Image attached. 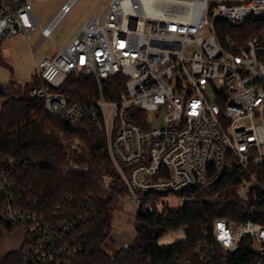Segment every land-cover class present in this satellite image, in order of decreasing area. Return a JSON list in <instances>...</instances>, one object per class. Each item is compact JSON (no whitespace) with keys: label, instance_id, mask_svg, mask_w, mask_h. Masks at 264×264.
Here are the masks:
<instances>
[{"label":"built area","instance_id":"built-area-1","mask_svg":"<svg viewBox=\"0 0 264 264\" xmlns=\"http://www.w3.org/2000/svg\"><path fill=\"white\" fill-rule=\"evenodd\" d=\"M75 1L66 0L42 26L33 0H0V38L39 30L36 46L52 38ZM104 1L66 44L35 62L31 79L38 84L29 95L43 98L46 111L71 126L88 128L87 121L105 134L109 156L129 191L119 208L132 204L137 211L146 192L160 194L152 199L159 208L188 201L236 204L245 219L215 218L214 244L200 249L207 257L216 246L234 250L247 238L261 263L264 0ZM250 18L258 26L246 37L240 26ZM74 72L94 77L96 97L74 99L59 90ZM116 74L124 78V89L107 100L102 83ZM70 171L89 167L70 163L64 172ZM101 185L106 188L105 181ZM0 193V221L28 234L24 264H65L80 251L75 231L82 215L52 223L20 208L6 172L0 173ZM186 228L175 232L182 235Z\"/></svg>","mask_w":264,"mask_h":264},{"label":"trees","instance_id":"trees-1","mask_svg":"<svg viewBox=\"0 0 264 264\" xmlns=\"http://www.w3.org/2000/svg\"><path fill=\"white\" fill-rule=\"evenodd\" d=\"M257 24V19L250 18L240 30L250 36L256 32ZM1 44L0 39V68L8 66ZM16 83L14 80L1 83L0 173L6 172L13 182L20 208L52 223L82 215L75 231L82 248L65 264H264V255L260 256L261 263H257L259 256L247 238L241 239L234 250L216 246L207 257L200 249V245L210 248L214 244L211 223L215 218L245 219L238 205L188 201L176 208H159L152 201L160 195L157 192L144 193L147 197L134 216L132 241L109 253L106 247L111 241L114 213L129 191L109 156L105 134L87 121L88 128L74 127L47 112L43 98L29 95L37 80L17 87ZM123 89L124 78L119 74L102 83L107 100L117 99ZM59 90L74 99L98 95L94 77L82 72L70 73ZM130 119L139 122L135 116ZM70 163L87 165L89 171L64 172ZM262 170L264 182V164ZM104 181L106 188L101 185ZM2 207L0 193V211ZM251 219L262 221L258 216ZM183 225L187 228L180 237L159 242L163 234L175 232ZM19 227L0 221V239ZM28 242L25 232L22 246L4 254L0 264H24Z\"/></svg>","mask_w":264,"mask_h":264},{"label":"rangeland","instance_id":"rangeland-1","mask_svg":"<svg viewBox=\"0 0 264 264\" xmlns=\"http://www.w3.org/2000/svg\"><path fill=\"white\" fill-rule=\"evenodd\" d=\"M65 2L66 0H33L41 25L45 26ZM105 4L104 0H76L53 30L52 38L43 39L36 46L40 37L39 30L28 36L20 33L10 38H0L4 59L8 64L0 68V83L14 80L17 82L15 85L17 87L29 82L35 75V62L43 55L59 50L60 46L69 41L87 17L96 8L101 10ZM1 99L0 96V101ZM122 211V206H120L114 213L111 241L106 247L109 253H113L119 245L131 242L135 235L134 220L132 217L125 216ZM25 232L24 227H19L12 233L3 234L0 239V259L9 251L17 250L22 246ZM118 234L124 238V240L119 238V243L114 239L115 235L118 237ZM180 236L177 232H167L159 238V242H171Z\"/></svg>","mask_w":264,"mask_h":264},{"label":"crops","instance_id":"crops-1","mask_svg":"<svg viewBox=\"0 0 264 264\" xmlns=\"http://www.w3.org/2000/svg\"><path fill=\"white\" fill-rule=\"evenodd\" d=\"M122 210H123L122 213H124L125 216H127L128 218H131L132 217V220H134V216H135V212H136V207L135 206H133L132 204H126V206L123 207ZM134 236H133V238H134ZM119 238L121 240H124V238L120 234H118V237H116V235H115V238L114 239L116 240V242L119 243V241H118Z\"/></svg>","mask_w":264,"mask_h":264},{"label":"water","instance_id":"water-1","mask_svg":"<svg viewBox=\"0 0 264 264\" xmlns=\"http://www.w3.org/2000/svg\"><path fill=\"white\" fill-rule=\"evenodd\" d=\"M3 89V86H2V84L0 83V91Z\"/></svg>","mask_w":264,"mask_h":264},{"label":"bare ground","instance_id":"bare-ground-1","mask_svg":"<svg viewBox=\"0 0 264 264\" xmlns=\"http://www.w3.org/2000/svg\"><path fill=\"white\" fill-rule=\"evenodd\" d=\"M146 2L148 3L149 2V0H146ZM64 4V3H63Z\"/></svg>","mask_w":264,"mask_h":264}]
</instances>
